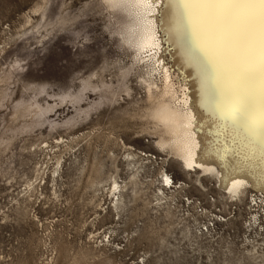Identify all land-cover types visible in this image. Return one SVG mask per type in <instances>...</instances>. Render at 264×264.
<instances>
[{"label":"rangeland","instance_id":"obj_1","mask_svg":"<svg viewBox=\"0 0 264 264\" xmlns=\"http://www.w3.org/2000/svg\"><path fill=\"white\" fill-rule=\"evenodd\" d=\"M138 20L0 0V264H264L259 194L157 144Z\"/></svg>","mask_w":264,"mask_h":264},{"label":"bare ground","instance_id":"obj_2","mask_svg":"<svg viewBox=\"0 0 264 264\" xmlns=\"http://www.w3.org/2000/svg\"><path fill=\"white\" fill-rule=\"evenodd\" d=\"M103 1L110 8L123 6L139 16L131 44L138 61L148 68L149 76L143 79L148 83V116L159 130L157 144L172 150L184 169L214 174L222 191L241 198L250 190L264 202L258 131L250 136L239 120L230 118L226 109L234 85L217 50L194 34L178 0L168 4L165 0ZM154 70L161 86L152 78ZM213 95L225 110H217ZM166 181H170L168 175Z\"/></svg>","mask_w":264,"mask_h":264},{"label":"snow or ice","instance_id":"obj_3","mask_svg":"<svg viewBox=\"0 0 264 264\" xmlns=\"http://www.w3.org/2000/svg\"><path fill=\"white\" fill-rule=\"evenodd\" d=\"M170 3V0H165ZM194 34L213 46L234 87L230 118L258 137L264 163V0H178ZM163 11V10H162ZM200 50L204 51L203 45ZM217 110L225 105L211 97Z\"/></svg>","mask_w":264,"mask_h":264}]
</instances>
